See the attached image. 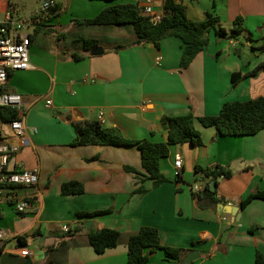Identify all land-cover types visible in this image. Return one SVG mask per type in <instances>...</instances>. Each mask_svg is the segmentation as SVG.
I'll use <instances>...</instances> for the list:
<instances>
[{
	"label": "crops",
	"instance_id": "crops-1",
	"mask_svg": "<svg viewBox=\"0 0 264 264\" xmlns=\"http://www.w3.org/2000/svg\"><path fill=\"white\" fill-rule=\"evenodd\" d=\"M54 1L56 10L24 16L14 0H0V21L8 6L14 7L13 17L27 21L23 32L31 41L32 68L10 72L4 88L23 97L27 128L26 144L10 168L36 169L39 177L36 186L17 190L31 201L24 214L0 195V229L9 234L0 244V264H127V238L142 227L157 229L163 246L181 251L177 261L158 251L150 264H181L194 251L200 257L188 264H257L258 253L264 262V200L241 207L248 196L264 192V130L253 136H221L198 120L219 115L226 103L264 98V69L232 83L234 74L246 75L264 64V0H181L189 20L201 22L212 13L227 33L236 18H243L240 36L231 40L212 32L187 68L181 67L183 42L175 36L159 46L136 45L132 26L76 23L111 5L136 0ZM163 2L153 0L160 13ZM83 39L99 44L85 51ZM98 49L102 52L95 53ZM75 55L82 60L76 61ZM159 57L163 60L157 64ZM189 112L196 117L202 146H170L160 163L168 182L157 188L141 175L137 147L71 145L79 121L116 128L128 140L166 142L163 118ZM178 157L183 168L175 178ZM197 166H219L231 176L217 181L212 196L198 200L194 187L212 180L196 173ZM68 182L83 184L85 192L62 195L61 187ZM141 185L148 192L135 194ZM106 210L111 213L102 217L76 216ZM63 225L74 232L63 233ZM104 229L119 231L122 239L99 255L88 235ZM25 249L30 256H21ZM35 250L42 252L35 255Z\"/></svg>",
	"mask_w": 264,
	"mask_h": 264
},
{
	"label": "trees",
	"instance_id": "trees-1",
	"mask_svg": "<svg viewBox=\"0 0 264 264\" xmlns=\"http://www.w3.org/2000/svg\"><path fill=\"white\" fill-rule=\"evenodd\" d=\"M106 2L124 0H102ZM57 6L50 11L56 10ZM76 23L87 26H132L135 32L136 45L159 46L160 42L168 37L175 36L183 42V54L181 67L187 68L194 58L203 51L208 44L209 35L213 32L216 36L228 39H236L243 33V18L238 17L233 22L231 33L220 26V19L212 13H206L205 19L201 22H193L188 19L186 8L176 0H164L163 19L158 24L150 22L149 17L142 14L136 4L118 3L103 9L98 15L91 19L76 21ZM84 50L90 51L99 44L94 39L82 40ZM82 56H74L76 61L82 60ZM264 69V64L257 67L253 72L242 75L241 73L232 76V83L236 85L243 77L255 76L258 71ZM10 75V73H9ZM0 117L3 119H14L16 114L11 111H4ZM6 114V115H4ZM196 117L192 112L182 116L164 117L163 128L167 131L166 142H153L151 140H128L116 128H105L97 121H79L74 124L76 138L72 146H135L141 153L142 169L145 180L152 181L153 187L157 188L168 179L160 168L161 160L169 155L170 146L190 144L193 147L202 146L200 132L195 128ZM204 127H214L221 136H253L264 130V98L249 100L245 102H230L223 105L219 115L213 117L198 118ZM131 172L140 174L133 168ZM196 173H202L206 178L212 180L214 185L224 177L231 176V172L221 167L203 169L195 168ZM85 192V187L79 182L64 183L61 193L64 196L80 195ZM148 192L144 186L135 190V194L144 195ZM214 193L207 184L206 190H200L195 196L201 200L206 195ZM254 199L264 200V192H258L248 196L241 202L244 208ZM111 213V210L95 212H78V218L102 217ZM1 217V215H0ZM254 232V228L250 229ZM121 233L113 229H104L101 232H91L88 235L89 245L94 251L102 255L107 249L116 247L121 242ZM128 248L127 264H150V256L158 251H163L167 259L179 260L181 251L165 247L161 243L159 232L155 228L142 227L136 234L127 238ZM257 264H264L261 255L256 257Z\"/></svg>",
	"mask_w": 264,
	"mask_h": 264
},
{
	"label": "built area",
	"instance_id": "built-area-1",
	"mask_svg": "<svg viewBox=\"0 0 264 264\" xmlns=\"http://www.w3.org/2000/svg\"><path fill=\"white\" fill-rule=\"evenodd\" d=\"M9 2L10 0H2ZM181 2V0H176ZM136 5L150 22L158 24L163 19V13L155 9L153 0H136ZM57 6L54 0H46L42 3L36 14L46 13ZM16 9L8 6L6 17L0 21V111H11L16 114L14 119H3L0 117V195L3 192L5 198L10 202L17 213L24 214L31 206L29 198L20 197L18 188L33 187L38 183V170H27L22 165L17 169H11L10 163L20 153L27 140V128L25 126L24 100L20 94L6 91L9 73L27 71L31 69L29 50L31 41L29 35L23 31L27 29L28 23L25 19L16 20L13 17ZM163 60L157 59V64ZM46 106L51 107L52 101L47 99ZM1 115V114H0ZM6 115V114H4ZM37 130L34 128L33 133ZM183 168V160L178 157L175 160V178H180ZM200 186L196 185L194 191L199 193ZM74 228L63 225L61 231L65 234L74 232ZM7 231L0 229V244L8 238ZM31 252L25 249L21 256H30Z\"/></svg>",
	"mask_w": 264,
	"mask_h": 264
},
{
	"label": "rangeland",
	"instance_id": "rangeland-1",
	"mask_svg": "<svg viewBox=\"0 0 264 264\" xmlns=\"http://www.w3.org/2000/svg\"><path fill=\"white\" fill-rule=\"evenodd\" d=\"M63 1V0H62ZM19 6L20 13L24 16L32 14L37 12L42 3L44 2L43 0H14ZM228 27V26H225ZM242 42H245V39L242 37Z\"/></svg>",
	"mask_w": 264,
	"mask_h": 264
},
{
	"label": "water",
	"instance_id": "water-1",
	"mask_svg": "<svg viewBox=\"0 0 264 264\" xmlns=\"http://www.w3.org/2000/svg\"><path fill=\"white\" fill-rule=\"evenodd\" d=\"M95 51H96L95 53H99V51H100V53L102 52L101 49H98V50H95ZM199 185L202 187V190H206V189H207V184H205V183H203V182H199ZM209 187H210V190H211L212 192L215 191V185H214V182H213V181L209 183ZM237 209H239V208H237ZM236 216L239 217V214L236 213ZM41 252H42L41 250H35V251H34V254L37 255V254H39V253H41ZM199 257H200V256H199L198 252H196V251L191 252L190 254H188V255H187V256L181 261V264H188V263H190V262H193V261L199 259Z\"/></svg>",
	"mask_w": 264,
	"mask_h": 264
}]
</instances>
